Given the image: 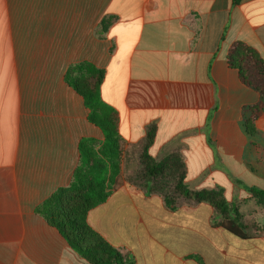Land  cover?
<instances>
[{"label": "crops", "instance_id": "crops-1", "mask_svg": "<svg viewBox=\"0 0 264 264\" xmlns=\"http://www.w3.org/2000/svg\"><path fill=\"white\" fill-rule=\"evenodd\" d=\"M20 3L27 14L109 16L113 50L100 92L118 113L121 143L184 173L191 194L223 189L241 213L255 209L244 201L247 188L264 189V109L252 110L260 95L228 54L243 43L264 60V0H0L7 11ZM248 79L264 86V78ZM10 98L0 91V264H89L36 208L71 184L80 140L101 142L103 132L79 96L53 113L33 108L23 123ZM152 186L125 183L87 223L135 264H264V232L238 238L208 202L174 205ZM254 221L264 223L260 210Z\"/></svg>", "mask_w": 264, "mask_h": 264}, {"label": "rangeland", "instance_id": "rangeland-1", "mask_svg": "<svg viewBox=\"0 0 264 264\" xmlns=\"http://www.w3.org/2000/svg\"><path fill=\"white\" fill-rule=\"evenodd\" d=\"M19 6V12L7 11L0 4V91L11 97L6 100L18 109L19 121L23 123L33 108L39 115L49 108L53 113V109L75 106V96L79 95L66 77L79 85L96 83L97 76L93 74L104 71L106 59L113 50L109 36L113 20L104 14L38 11L27 14L22 9L27 3ZM248 60V73L264 78V67ZM148 165L152 166L144 148L127 149L121 143L120 177L116 187L129 183L143 188L150 180L153 190L169 197L174 205L180 202L191 205L192 200L199 203L180 188L184 173L173 174L168 168L150 178L146 173ZM244 202L245 207L253 204L255 209L243 214L235 202L240 221L247 225L251 235L264 232V223L258 225L254 221L259 210L264 214V204L252 196Z\"/></svg>", "mask_w": 264, "mask_h": 264}, {"label": "trees", "instance_id": "trees-1", "mask_svg": "<svg viewBox=\"0 0 264 264\" xmlns=\"http://www.w3.org/2000/svg\"><path fill=\"white\" fill-rule=\"evenodd\" d=\"M238 3L239 0H234ZM248 58L264 67V60L259 53L243 44L233 45L228 54L229 67L238 70L241 82L259 93L261 100L252 107L253 111L264 109V86L260 87L248 79ZM96 83H79L66 77L69 85L82 97L89 110L88 120L99 127L104 140L82 138L79 143L80 161L68 187L59 188L48 199L36 208L51 226L55 227L68 245L89 264H135V261L112 247L87 223V213L104 203L116 191L120 177L119 159L121 155V136L118 131V113L106 104L100 92L105 71H98ZM247 133L253 136L256 132L253 120H245ZM152 132L149 134V139ZM148 158V157H147ZM162 169L161 165L147 166L149 176ZM186 196H192L198 202H208L222 217L220 226L241 239H251L247 225L243 224L235 209L229 203L223 189L201 190L193 194L180 185ZM247 191L260 204H264V189L247 188Z\"/></svg>", "mask_w": 264, "mask_h": 264}]
</instances>
